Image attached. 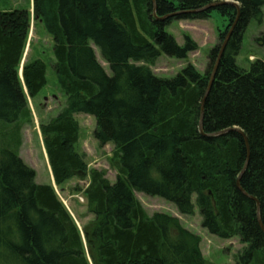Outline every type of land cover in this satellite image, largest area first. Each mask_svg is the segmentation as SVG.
Instances as JSON below:
<instances>
[{"label": "trees", "instance_id": "trees-1", "mask_svg": "<svg viewBox=\"0 0 264 264\" xmlns=\"http://www.w3.org/2000/svg\"><path fill=\"white\" fill-rule=\"evenodd\" d=\"M31 1L32 11L0 0V264H205L201 237L175 216L149 215L136 191L174 203L181 214L192 215L197 206L208 233L244 244L234 264H264L253 199L264 225V59L248 68L235 59L249 22L262 21L264 0H233L238 11L230 4L212 9L227 24L205 71L187 64L169 78L149 66L161 53L186 59L197 43L185 34L179 45L166 25L207 18L212 10L189 11L218 0ZM32 20L52 38V69L65 96L56 116L39 123L43 146L57 185L73 176L88 180L79 191L93 218L82 232L52 185L36 183L34 169L18 154L21 129L32 120L28 99L47 83L42 59L21 64ZM255 40L264 47V31ZM77 113L95 118L100 146L112 144L113 182L77 150ZM232 127L245 134L249 154L236 131L208 135ZM238 177L253 198L237 188Z\"/></svg>", "mask_w": 264, "mask_h": 264}, {"label": "rangeland", "instance_id": "rangeland-1", "mask_svg": "<svg viewBox=\"0 0 264 264\" xmlns=\"http://www.w3.org/2000/svg\"><path fill=\"white\" fill-rule=\"evenodd\" d=\"M14 8L30 6V0H9ZM261 22L251 20L246 27L241 48L236 56L237 65L248 68L249 63L255 59H264V47L260 46L255 38L264 31V7ZM227 24V20L217 10H212L210 16L203 19H179L166 25L165 29L171 33L179 45L184 43V35H188L197 43V49L190 52L186 59H177L161 53L151 71L159 77H172L187 64H192L197 70L204 72L209 63V50L219 44L218 32ZM96 58L107 74H110L108 64L100 55L99 49L93 43ZM39 58L46 64L47 83L34 98L28 99L32 120L23 125L21 129V145L18 154L22 160L35 171V182L38 184H51L61 202L65 205L80 232L93 215L87 209L83 195L79 189H84L87 179L81 180L73 176L61 185H57L50 172L47 156L43 146V138L39 123L46 122L56 116L63 107L65 96L59 90L53 73L54 61L52 52V38L44 30L39 21L32 20L26 47L21 64L26 60ZM79 122V139L77 150L84 153L89 168L105 170V176L110 182L115 180V170L110 167L108 157L112 144L100 146L93 136L95 118L85 113L75 114ZM135 196L145 211L151 215L155 212L166 213L179 219L180 224L190 232L201 237L199 244L205 264H234L233 254L243 248L244 244L238 237L221 239L211 235L201 226V216L197 206L192 215L181 214L174 203L157 195L144 192H135ZM194 201V198H193Z\"/></svg>", "mask_w": 264, "mask_h": 264}, {"label": "water", "instance_id": "water-1", "mask_svg": "<svg viewBox=\"0 0 264 264\" xmlns=\"http://www.w3.org/2000/svg\"><path fill=\"white\" fill-rule=\"evenodd\" d=\"M223 4H230V5H233L234 7H236L237 11L239 10V5H238V3H237L236 1H233V0H218V1H212V2H210V3H208V4L204 5V6H202L201 8H198V9H195V10H191V11H189V12H202V11H206V10H212V9H214L215 7L220 6V5H223ZM177 13H180V12H175V13H172V14H169V15H165V16H163V17H159L158 19L163 20V19L168 18V17H171V16H173V15H175V14H177ZM237 14H238V13H237ZM237 16H238V15H237ZM236 19H237V17H236ZM235 22H236V20L231 24V26H230V28H229V30H228L226 36H225V39H224V41L222 42V44H221V46H220V49H219V52H218L217 58H216V60H215V63H214L213 69H212V71H211L210 81H209V84H208V87H207V90H206V92H205V95H204L203 100L205 99V96H206V94H207V92H208V90H209V88H210V85H211L213 79H214L215 72H216V69H217V66H218V63H219L220 57H221V55H222V53H223V51H224V48H225V46H226V43H227V41H228V39H229V37H230V35H231V32H232V30H233V28H234V26H235ZM203 100H202V105H203ZM198 128H199V131L201 132V131H202V113H201V116H200V120H199V126H198ZM229 131H236V132H238V133H240V134L242 135V137H243V139H244V142H245V144H246V147H247V154H249V148H248V141H247V138H246L245 134H244L239 128H236V127L227 128V129H223V130H221V131H218V132H215V133H211V134H208V135H209V136H210V135H212V136H216V135H220V134L227 133V132H229ZM247 160H248V158H247ZM247 160H246V162H245V164H244V167H243V169H242V172H243V171L245 170V168H246ZM236 183H237V188H238L243 194L247 195V196L250 197V198H253V197L249 196V195H248V194H247V193H246V192L240 187V185H239V177H238ZM253 199L256 201V207H257V220H258V224H259V226H260L262 232L264 233V225H263V223H262V221H261V219H260V216H259V203H258V201H257L255 198H253Z\"/></svg>", "mask_w": 264, "mask_h": 264}, {"label": "bare ground", "instance_id": "bare-ground-1", "mask_svg": "<svg viewBox=\"0 0 264 264\" xmlns=\"http://www.w3.org/2000/svg\"><path fill=\"white\" fill-rule=\"evenodd\" d=\"M237 3H238V2H237ZM238 5H239V4H238ZM236 17H237V19H238V16H236ZM237 19L235 18L236 21H237ZM235 23H236V22H235ZM224 39H225V38H224ZM223 41H224V40H223ZM223 41H222V42H223ZM221 44H222V43H221ZM220 46H221V45H220Z\"/></svg>", "mask_w": 264, "mask_h": 264}]
</instances>
